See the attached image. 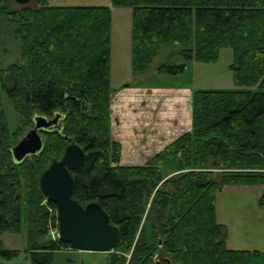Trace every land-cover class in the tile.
I'll use <instances>...</instances> for the list:
<instances>
[{
    "label": "trees",
    "instance_id": "1",
    "mask_svg": "<svg viewBox=\"0 0 264 264\" xmlns=\"http://www.w3.org/2000/svg\"><path fill=\"white\" fill-rule=\"evenodd\" d=\"M33 1L0 0V23L15 26L20 51L0 69V234L24 224L31 264H48L67 247L58 237L44 240L56 231L57 213L38 180L75 143L84 162L71 172L73 199L97 202L119 230L107 264H154L160 253L171 264H252L258 251L226 247L215 205L226 185H264V0H111L132 8L133 75L146 73L162 46L182 47V63L158 66L164 75L184 74L189 61L214 64L230 48L234 85L256 87L194 90L191 130L134 166L119 164L121 145L111 135L110 9ZM1 94L18 117L12 134ZM55 113L61 128L41 131L42 150L16 163L11 149L34 116ZM171 160L179 172L162 181ZM18 254L0 240V258Z\"/></svg>",
    "mask_w": 264,
    "mask_h": 264
},
{
    "label": "rangeland",
    "instance_id": "2",
    "mask_svg": "<svg viewBox=\"0 0 264 264\" xmlns=\"http://www.w3.org/2000/svg\"><path fill=\"white\" fill-rule=\"evenodd\" d=\"M12 3L14 6H19V4L15 1ZM33 3L34 1L31 0L28 4L33 5ZM47 4L52 6H106L110 9V85L114 91H116L118 87L139 81L143 82L146 86L162 88H166L170 85L175 86V84H181V87L190 86L193 89L204 90H237L241 88L250 89L252 91L256 90L255 86L237 87L234 85L232 80V72L229 69L233 59L232 49L230 48L221 49L219 52L218 61L214 64H204L195 61H189L186 65V71L184 74L164 75L157 72L158 66L164 61H167L170 64L182 63L179 54L182 47L174 45L162 46L148 71L143 75H133L130 65L132 42L131 7L114 6L111 0H48ZM14 28L15 26L11 24L0 23V69L5 68L9 64L15 63L19 60V41L14 34ZM1 98L3 109L7 118V123H9V132L12 134L17 127L18 117L12 110L10 102L6 99L5 95L1 94ZM114 107L116 108L115 105ZM173 116L174 115L171 114V117ZM52 118L53 117H49V119ZM129 130L130 129H124L126 132ZM126 132L125 135L121 136L126 138L123 141H130L132 143L128 145L126 152L123 153L126 159H131L130 156L132 154L130 149H132V146H134L135 149H141L140 152L137 153L142 152V156L146 154L148 155V153H150L149 151L145 150V144H147L150 138H141L135 134L128 135ZM181 135L182 134H178L174 136L173 134L169 136L171 137V140L173 138L174 139L172 141L170 140L171 142L166 146L171 144ZM127 138H130V140H127ZM114 140L119 142L115 138ZM134 140L139 141L134 142ZM14 144L15 142L12 143V145ZM155 145L158 147L159 144L156 142ZM119 164L124 166H127L126 164L131 166L136 165L135 163H129L127 161L126 163ZM211 171L214 174L213 176L218 178L220 176L219 174L223 172V169L217 168L212 169ZM163 172L165 175H162V181L179 172V170H177V163L174 160H171V162H168L164 165ZM162 181L158 183V186L162 183ZM148 207L149 206L146 207V211L148 210ZM56 237L57 230L53 231L51 235L48 238H44V240ZM0 240L4 248L9 250H17L19 252L18 256L9 260L0 258V264H31L27 253V236L24 224L22 225V230L19 233L7 232L0 234ZM110 253L111 251H77L66 247L54 252L53 260L48 264H107V259ZM129 255L130 254H128V256ZM156 263L167 264L166 257L163 253H160L154 258V264ZM252 264H264V258L257 261L253 260Z\"/></svg>",
    "mask_w": 264,
    "mask_h": 264
},
{
    "label": "crops",
    "instance_id": "3",
    "mask_svg": "<svg viewBox=\"0 0 264 264\" xmlns=\"http://www.w3.org/2000/svg\"><path fill=\"white\" fill-rule=\"evenodd\" d=\"M194 90L190 86L181 87V84L166 88L146 86L141 81L113 90L110 122L112 138L121 144L119 163L143 165L174 139L169 136L189 132ZM125 132L150 138L145 144V150L150 153L142 156V152L137 153L141 149L132 146L131 159H126L123 153L132 143L123 141L126 138L121 136ZM262 195L264 186L251 184L226 185L216 194L215 217L227 229L226 247L258 251L260 255L256 261L264 258V204L259 203Z\"/></svg>",
    "mask_w": 264,
    "mask_h": 264
},
{
    "label": "water",
    "instance_id": "4",
    "mask_svg": "<svg viewBox=\"0 0 264 264\" xmlns=\"http://www.w3.org/2000/svg\"><path fill=\"white\" fill-rule=\"evenodd\" d=\"M14 1L25 5L31 0ZM61 118V113H55L52 119L35 115L33 127L11 149L14 161L21 162L27 156L38 154L43 147L40 132L60 129ZM83 162L82 149L75 143L68 145L61 158L53 160L40 174L39 189L45 200L57 209V236L62 243L77 251L109 252L118 239V228L97 202L82 206L72 197L74 182L71 172ZM167 264H171L170 261Z\"/></svg>",
    "mask_w": 264,
    "mask_h": 264
},
{
    "label": "flooded vegetation",
    "instance_id": "5",
    "mask_svg": "<svg viewBox=\"0 0 264 264\" xmlns=\"http://www.w3.org/2000/svg\"><path fill=\"white\" fill-rule=\"evenodd\" d=\"M40 132V131H39Z\"/></svg>",
    "mask_w": 264,
    "mask_h": 264
}]
</instances>
